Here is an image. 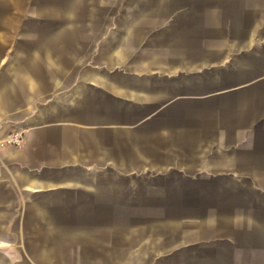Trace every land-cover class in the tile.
I'll return each instance as SVG.
<instances>
[{
    "label": "crops",
    "instance_id": "0c3cea01",
    "mask_svg": "<svg viewBox=\"0 0 264 264\" xmlns=\"http://www.w3.org/2000/svg\"><path fill=\"white\" fill-rule=\"evenodd\" d=\"M4 2L0 264H264V0Z\"/></svg>",
    "mask_w": 264,
    "mask_h": 264
},
{
    "label": "rangeland",
    "instance_id": "374dc122",
    "mask_svg": "<svg viewBox=\"0 0 264 264\" xmlns=\"http://www.w3.org/2000/svg\"><path fill=\"white\" fill-rule=\"evenodd\" d=\"M4 4L8 13L5 23L17 25L44 24L48 20L42 17H33L32 9H30V6L28 5V0H5ZM51 19L52 23H54L53 20L57 21V18Z\"/></svg>",
    "mask_w": 264,
    "mask_h": 264
},
{
    "label": "built area",
    "instance_id": "2783aa9c",
    "mask_svg": "<svg viewBox=\"0 0 264 264\" xmlns=\"http://www.w3.org/2000/svg\"><path fill=\"white\" fill-rule=\"evenodd\" d=\"M26 133L23 130H14L8 134L4 140H1L2 145L21 146L25 141Z\"/></svg>",
    "mask_w": 264,
    "mask_h": 264
}]
</instances>
